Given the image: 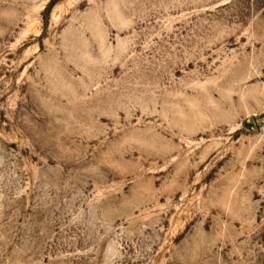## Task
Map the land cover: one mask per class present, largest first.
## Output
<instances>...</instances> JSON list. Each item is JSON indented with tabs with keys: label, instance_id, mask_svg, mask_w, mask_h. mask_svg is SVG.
Instances as JSON below:
<instances>
[{
	"label": "rangeland",
	"instance_id": "374dc122",
	"mask_svg": "<svg viewBox=\"0 0 264 264\" xmlns=\"http://www.w3.org/2000/svg\"><path fill=\"white\" fill-rule=\"evenodd\" d=\"M0 0V264H264V0Z\"/></svg>",
	"mask_w": 264,
	"mask_h": 264
},
{
	"label": "trees",
	"instance_id": "16d2710c",
	"mask_svg": "<svg viewBox=\"0 0 264 264\" xmlns=\"http://www.w3.org/2000/svg\"><path fill=\"white\" fill-rule=\"evenodd\" d=\"M61 1L62 0H49L48 4L46 5V7H45V9L41 15L42 21H43V27H46L49 14H50L51 10L53 9V7Z\"/></svg>",
	"mask_w": 264,
	"mask_h": 264
}]
</instances>
